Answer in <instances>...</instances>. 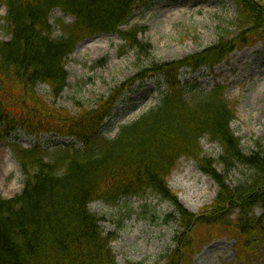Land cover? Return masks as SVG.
<instances>
[{
  "label": "trees",
  "instance_id": "16d2710c",
  "mask_svg": "<svg viewBox=\"0 0 264 264\" xmlns=\"http://www.w3.org/2000/svg\"><path fill=\"white\" fill-rule=\"evenodd\" d=\"M156 0H0L8 40L0 42V142L18 130L29 135L48 133L72 137L81 149L49 152L41 145L24 149L11 143L21 165L24 188L13 199L0 197V264H119L112 249L113 233H105L102 218L90 205L122 198L160 197L174 206L166 222L178 224L176 246L161 257L163 264H192L209 239L235 236L238 264L258 257L264 241V151L246 153L232 131L236 109L225 88L204 91L196 83L179 80L182 69H213L235 51L264 40V2L233 0L237 7L236 33L221 29L219 40L183 60L141 66L127 83L113 88L96 106L71 115L50 106L35 91L46 84L54 98L67 87L66 61L84 40L118 34L139 58L151 46L138 40L140 28L130 24L136 10ZM60 9L71 23L50 15ZM224 33L228 35L225 36ZM162 76L166 90L159 104L123 126L111 139L102 135L120 94L135 79ZM221 147L217 159L205 155L201 140ZM181 158L194 160L218 186L211 207L199 214L186 210L169 189L168 180ZM243 168L248 177L237 185L229 175ZM244 174V172H243ZM255 247V248H254ZM126 264H143L128 262Z\"/></svg>",
  "mask_w": 264,
  "mask_h": 264
},
{
  "label": "rangeland",
  "instance_id": "374dc122",
  "mask_svg": "<svg viewBox=\"0 0 264 264\" xmlns=\"http://www.w3.org/2000/svg\"><path fill=\"white\" fill-rule=\"evenodd\" d=\"M6 13L3 4L0 7V42L8 40L2 19ZM236 19L237 7L233 0H156L148 7L136 10L130 24L121 28L137 25L140 28L138 40L151 46L149 53L139 58L136 51L124 46L125 42L118 34L97 35L81 42L67 59L68 85L59 97L54 98L45 84L37 85L35 91L50 106L67 110L71 115L79 114L95 107L99 98L108 97L113 88L133 78L141 66L148 68L153 61L173 62L199 53L219 40L221 29H226L229 34L236 33ZM60 20L73 22L71 17L55 9L50 15L55 35L60 34ZM240 56L242 60L238 61ZM180 79L183 83L196 80L205 91L222 85L226 99L237 112L231 128L241 140L242 149L246 153L258 149L264 151V41L236 51L215 69L182 70ZM147 82L137 83L123 93L112 119L103 129L107 138L116 137L122 126L137 120L158 103V95L165 86L157 80ZM43 139V136L34 137L19 130L7 142H0L2 199H13L24 187V177L10 143L17 141L28 149ZM201 145L205 155L213 159L220 156L219 145L207 137L201 140ZM248 175L240 168L229 175V184L235 186ZM168 186L180 204L193 214L211 207L219 190L215 182L199 170L195 161L187 158L179 160ZM90 209L102 218L104 232L113 233L112 249L119 264H163L161 257L177 245L181 230L178 224L166 222L174 206L160 197L124 198L118 205L97 201ZM255 215L264 220V209L257 208ZM209 240L194 255L192 264L239 263L235 236ZM257 243L258 248H254L259 255L250 254L249 264H264V241L258 240Z\"/></svg>",
  "mask_w": 264,
  "mask_h": 264
},
{
  "label": "bare ground",
  "instance_id": "6f19581e",
  "mask_svg": "<svg viewBox=\"0 0 264 264\" xmlns=\"http://www.w3.org/2000/svg\"><path fill=\"white\" fill-rule=\"evenodd\" d=\"M242 60V57L240 56V58H238V61H241ZM236 63H239V62H236ZM234 64V63H233ZM184 204V203H183ZM185 205V204H184ZM186 206V205H185Z\"/></svg>",
  "mask_w": 264,
  "mask_h": 264
}]
</instances>
